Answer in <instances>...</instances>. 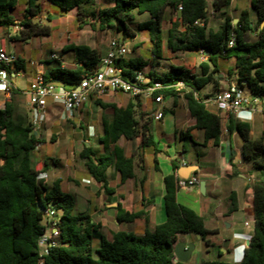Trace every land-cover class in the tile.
I'll use <instances>...</instances> for the list:
<instances>
[{"label": "trees", "instance_id": "1", "mask_svg": "<svg viewBox=\"0 0 264 264\" xmlns=\"http://www.w3.org/2000/svg\"><path fill=\"white\" fill-rule=\"evenodd\" d=\"M46 1L64 15L76 10L79 22L95 32L123 31L126 37L133 35L129 24L134 21L135 13H149L151 20L139 25V29L150 31L157 58L162 50L161 23L165 12L182 6L180 17L170 20L169 47L174 52L203 50L215 68L210 71V66L202 64V73L198 76L184 66L176 68L173 65L165 73H150L153 81L172 86L163 90L165 97L176 99L183 94L189 113L195 119V128L204 131L205 140L217 141L223 130L222 116L208 110L200 91L209 84L217 89L218 60L222 57L234 59V83L251 98L259 99L264 111V26L260 29L264 22V0H250L257 14L256 23L252 22L248 11H243L236 24L221 11L231 0H214L215 13L224 19L217 29L208 26L207 0H107V5L98 0ZM16 6V0H0V31L9 33L10 27L17 26L18 21L11 15ZM43 10L42 0H26L21 20L23 29L10 36L11 40L26 41L36 35L49 34L50 27L38 22ZM48 20H52L50 15ZM199 20L204 22L202 26L194 24ZM252 33L255 39H251ZM232 36L235 43L230 46ZM64 51L74 53L78 66L67 69L60 61L48 59L44 61L46 65L55 62L57 66L46 68L44 79L71 90L98 70L101 51L87 45H69ZM118 64L125 67L127 75L142 71L148 65L140 59L127 57L120 59ZM20 69L26 70L25 61L18 57L10 72ZM179 83L183 85L180 91L175 87ZM11 92V102L0 107V264H40L39 239L47 226L51 207L59 212L60 238L58 245L42 257V264H186L174 261V247L180 235H200L201 240L210 245L208 237L214 232L205 227L203 217L177 201L179 182L183 178L178 174L179 164L173 161L171 173L164 177L166 221L153 230L147 229L142 236L118 231L108 240L100 235L99 247L94 250L93 233L99 230L98 224L89 215L76 212V197L63 190L60 179L48 184L40 178L32 157L43 140L28 122V117L19 111L25 101L22 91L14 87ZM110 107L113 113L110 118L104 117V136L100 139L103 152L87 147L80 155L86 159L88 174L102 185L108 197L114 193L109 186V169L120 174L121 184L135 178L137 167L144 170L143 155L138 160L134 154L127 157L124 149L117 145L121 138L128 141L140 138L142 147L154 148L155 161L159 153L149 127L153 119L151 112L143 111L138 100ZM228 115L226 129L241 138V160L257 176L253 184L254 234L239 264H264V139H252L251 125ZM236 210L237 204L232 199L228 213ZM141 217L143 213L126 212L119 214L117 219L130 223ZM201 264L235 263L203 260Z\"/></svg>", "mask_w": 264, "mask_h": 264}, {"label": "crops", "instance_id": "2", "mask_svg": "<svg viewBox=\"0 0 264 264\" xmlns=\"http://www.w3.org/2000/svg\"><path fill=\"white\" fill-rule=\"evenodd\" d=\"M19 1L16 0L17 4ZM98 1L104 5L108 4L107 0ZM233 2L234 0H231L230 4L221 11L232 19L233 24H236L241 13L248 10L233 7ZM213 3L214 0H207L208 26L211 29H217L223 23L224 19L215 13ZM25 5L26 0L24 1V9ZM252 11L254 10L252 9ZM248 12L252 22L256 23L257 14L252 16L251 12ZM142 14H148L150 18L140 21L138 28L139 25L151 20L149 13ZM180 15L181 11L167 9L161 23L162 46L167 44V55L165 57L168 59L166 60L177 62L180 66L188 68L197 76L202 73V64H207V66H210V71H213L215 67L209 63L208 55L205 52H174L169 47L170 20L171 18H179ZM199 22L200 26L204 24L202 20H199ZM261 28H263L262 24L260 25ZM14 31H16V27H14ZM252 35L255 36L254 33ZM117 38L120 39L119 37ZM110 41L106 50L103 52L100 48H95L101 51V58L108 51ZM138 44L140 42L136 43L137 47H139ZM69 45L76 44H67V46ZM67 46L63 47L65 63L62 61V66L67 69H75L78 65L75 61L74 53L72 51H64ZM151 53L154 58L158 59L156 67L154 61H150L152 68L148 72L142 70L150 80H152L149 75L150 73L162 74L170 70V67L168 69L169 65L167 63L159 62V60H163L164 58L163 48L159 53L160 58L155 56L154 47L151 49ZM127 59H140L147 62V64L149 63V61L141 59L140 57L130 58L127 56ZM221 59L227 58L221 57ZM53 63L57 66V63ZM53 63L46 65V68L55 67L52 65ZM172 65L173 63L170 66ZM219 66L218 60L219 73L216 77L219 80V84L217 89L213 85V90L204 96L200 93V96L204 98L208 110L222 116L223 130L217 141L214 139L205 140L204 131L195 128V119L190 115L184 98L182 101H179L180 96L176 99L171 96L165 97V114L162 120H155L153 117L157 105L152 99L133 97L123 92L106 93L98 97L93 96L81 109L66 118L62 117L64 114L63 106L52 100L51 104L48 103L45 114H42L41 126L38 130L43 128V133L41 134L42 144H54L57 146V150L52 157L45 158L41 156V168H34L40 173V178L48 184L60 179L62 182L61 185L63 186V181H66L67 187L75 192L74 195L79 196L81 202L85 203V205L80 207L76 201V207L81 210L77 213L89 215L92 221L99 226V230L95 234L99 237L103 235L108 240H111L113 234L118 231L132 232L142 236L147 229L153 230L157 225L164 223L166 221L164 177L171 173L172 162L177 161L180 168L183 166L196 167V170L190 174L189 179L192 178L193 174H196L199 183L205 181V194L200 192L199 183L194 186H179L177 191V201L201 215L204 219L205 227L214 232L208 237L210 245L207 246L204 244L205 246L199 249L196 264H201L203 260H222L224 262L239 264L243 260L244 252L248 248V242L251 241L254 234L253 184L257 176L241 160L242 140L240 143L237 141L239 135L236 132L228 133L226 129L229 115L219 111L210 102V99L214 96V91L217 93L220 89L227 88L236 80L235 68L234 70L230 68L228 73H224ZM25 69L27 70L26 62ZM26 70L20 69L22 72H26ZM230 71L232 75L229 74ZM18 72L15 77L20 75ZM31 81L32 79L29 81L27 88ZM56 84L60 85L59 83ZM25 90L22 91L25 99L23 104L27 106V96L24 94ZM168 99L171 101L169 104ZM130 100L133 102L138 100L142 104L143 111L152 113L153 119L149 127L151 129L152 139L154 141L157 139L159 142L158 144L155 142L159 153L156 155L157 161H155L154 148L142 147L140 138L133 141L121 138L117 145L121 147L119 144H123L121 148L124 149L127 157L134 154L135 159L138 160L143 155L144 170L137 167L135 178L129 179L121 184L120 174L115 172L114 169H109L107 172L109 186L114 189V193L108 197L102 191V185L100 183L95 182L96 184L93 188L90 187L94 180L88 174L85 165L86 159H83L80 155L87 147H91L98 153L103 152L100 139L104 136V117L110 118L113 113L110 105L115 104L121 107L126 105ZM260 107L258 111L246 110L239 115L232 114L236 120L248 122L251 125L250 134L252 139H264V127L256 129L257 114H263L264 116L263 108L262 106ZM168 111L172 115H169ZM155 124L156 127L154 128L153 126ZM38 130L37 133L40 136ZM48 131H50V134L47 139ZM182 134H184L183 140ZM188 135L191 136V139L188 138ZM253 136L257 137L254 138ZM58 149H64L66 152L60 154ZM150 155L153 157V165L149 164L148 158ZM50 170H53V179H47L44 176ZM79 175H83L81 181L78 180ZM93 196H96L98 199V204L95 206L91 205ZM232 199L237 204V210L233 213H228ZM126 212H140L143 213V217L130 223L118 221L117 216ZM191 235H180L178 242H185L186 244L192 243ZM202 242L204 243V241ZM195 251L196 246L189 262L186 264L191 263Z\"/></svg>", "mask_w": 264, "mask_h": 264}, {"label": "built area", "instance_id": "3", "mask_svg": "<svg viewBox=\"0 0 264 264\" xmlns=\"http://www.w3.org/2000/svg\"><path fill=\"white\" fill-rule=\"evenodd\" d=\"M182 9V6H179L178 11H182ZM194 24L200 25V22L196 21ZM15 27L16 32L22 30L21 21L17 22V26ZM234 43L235 38L232 36L229 44L233 46ZM201 52L203 53V50ZM129 53L130 50L125 41L118 38L112 39L108 51L101 58L98 70L83 79L71 90L54 82L47 83L44 79L46 64L43 61L38 63L30 61V66L33 67L34 71V78L24 94L27 96V106L31 115L30 122L33 128L38 129L41 126L39 117L46 112L48 98L63 106L64 114L62 117L66 118L81 109L92 96L98 97L106 93L117 92L128 93L133 97L152 99L157 105L153 117L155 120H162L165 114V95L163 90L172 86L150 80L143 71H135L131 75H127L125 67L119 65L118 61L126 58ZM50 59L58 60L62 63L58 53H52ZM17 61L18 57L16 55L8 53L3 46H0L1 108H4L6 103L12 98L11 90L15 87L12 77H15L17 72H10V68ZM18 73L21 74L22 71L19 70ZM175 87L180 91L183 85L179 83ZM210 102L219 111L233 115H239L246 110L258 111L261 108L259 99L251 98L236 83L230 84L227 88L220 89L210 99ZM186 182H189L193 186L194 184H198L199 180L197 178L183 179L179 182V186H187ZM59 223V212L54 207H51L48 211L47 226L39 239L40 264L43 263L42 257L48 254L49 249L58 245L60 238Z\"/></svg>", "mask_w": 264, "mask_h": 264}, {"label": "rangeland", "instance_id": "4", "mask_svg": "<svg viewBox=\"0 0 264 264\" xmlns=\"http://www.w3.org/2000/svg\"><path fill=\"white\" fill-rule=\"evenodd\" d=\"M24 1L20 0L17 6L14 10L11 11V15L14 19H16L18 22L22 20L23 14H24ZM43 4V12L41 13L38 22L41 26H49L51 29V32L49 34L44 35H36L32 38L26 40V41H13L11 40L10 36H14L18 32L14 31V27H10L9 33L6 30H2L0 32V46H4L5 50L8 53H12L18 57H21L26 63H27V70L26 72H22L18 77H13L12 81L13 84L20 90L24 91L28 83L31 79L34 78V72L33 67L30 66V61H34L36 63L45 61L50 59L52 53H58L61 57V61H64V53H63V47L67 46V44H87L94 48H100V50L103 52L106 50L108 43L111 39L119 37L120 39H124L125 42H127L128 48L130 50V53L127 55L130 58L140 57L141 59H144L146 61H149L148 65L143 68L144 72H148L152 65L150 61H154L155 67L156 63L158 62V59L154 58L151 49H153V43L151 42V34L149 30H140L138 28V23L140 21L148 20L150 16L148 14H137L135 13L136 17L134 21H131L129 24V27L131 28L133 35L126 37L123 31L117 32L114 30H107L104 32H95L93 31L89 26L82 25L81 22L77 19V11H73L70 14L64 15L59 11V9L50 4L46 0H42ZM233 7H238V9L241 10H248L251 12V15L254 16L256 13L255 11H252L250 6V0H234ZM26 7V5H25ZM48 15L51 16L52 20H48ZM220 17V16H219ZM136 38V39H134ZM251 39H255V36L252 35ZM140 42L138 44L139 47H137L136 43ZM163 48V60H159L161 63H167L168 69L173 63V66L176 68L180 67V65L177 62H172L170 60H166L165 56L167 55V44L162 46ZM219 64L220 69L224 73H228L229 69L232 68L234 70L235 63L233 59H221L219 58ZM53 66L54 63L52 64ZM213 90V84H209L206 87H204L200 93L202 96H204L209 91ZM216 91H214L213 94H215ZM247 93V91H246ZM183 94H180L179 101H182ZM48 103H52V99H47ZM170 99H168V104L170 103ZM19 111L21 114H24L28 117V122H30L31 115L28 112L26 104H22L19 108ZM169 115H172L170 111H168ZM40 121H42V115L39 117ZM153 125V124H152ZM256 129H260V127H264V116L263 114H257V123H256ZM156 127V124L153 126ZM38 130V129H35ZM39 131L40 136L42 137L43 128H41ZM59 131H61L59 129ZM52 132H54L52 130ZM56 133V132H55ZM49 138L50 131L47 133ZM256 138L257 136H253ZM237 141L240 143L241 139L238 137ZM155 142L158 144V140L155 139ZM126 145V143H124ZM122 147V143L119 144ZM127 146V145H126ZM57 146L51 143L41 144L37 150L33 153V166L37 169L41 168V160L40 157L43 156L45 158L52 157L54 152H56ZM60 151V154L65 153L66 150L64 149H58ZM69 156V155H68ZM63 157H65L63 155ZM149 164L153 165V157L152 155L149 156ZM37 160V161H36ZM36 161V162H35ZM47 179H53V170L48 171L44 175ZM83 175L78 176V180L81 181V177ZM95 181L93 184L90 185L91 188L95 185ZM63 190L65 192H69L74 194V191H71L67 185L66 181H63ZM93 190V189H92ZM80 191V190H78ZM77 204L81 207L82 205H85L84 202H81V199H79V196H76ZM78 197V198H77ZM91 205L95 206L98 204V199L96 196L92 197ZM81 211L80 208L76 207V212ZM192 243L196 246V251L193 254V258L191 260L190 264H196L197 258H198V252L201 247L205 246V242L203 243L202 240L198 237V235H191ZM100 243V237L93 233V249L96 250L99 247ZM223 251V249H222ZM216 252V251H215ZM213 252V253H215ZM216 257V256H214Z\"/></svg>", "mask_w": 264, "mask_h": 264}, {"label": "water", "instance_id": "5", "mask_svg": "<svg viewBox=\"0 0 264 264\" xmlns=\"http://www.w3.org/2000/svg\"><path fill=\"white\" fill-rule=\"evenodd\" d=\"M263 26H264V22L262 23V27ZM194 170H196V167L183 166L178 170V174L184 180H188L190 177V174ZM192 178H197L196 174H193ZM186 185L192 186L191 184H189V182H186ZM194 185H198V184H194ZM199 187H200V192L202 194H205V181H201L199 183ZM198 236L200 237V235ZM249 243L250 242H248V246H249ZM194 249H195V245L193 243L186 244L185 242H178L174 247V255H175L174 261L175 262L180 261L183 263L189 262Z\"/></svg>", "mask_w": 264, "mask_h": 264}]
</instances>
